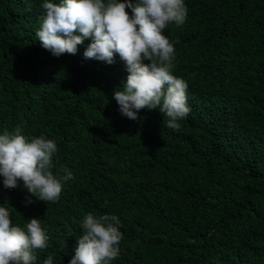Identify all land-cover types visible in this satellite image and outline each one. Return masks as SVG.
I'll return each mask as SVG.
<instances>
[{
	"label": "trees",
	"instance_id": "1",
	"mask_svg": "<svg viewBox=\"0 0 264 264\" xmlns=\"http://www.w3.org/2000/svg\"><path fill=\"white\" fill-rule=\"evenodd\" d=\"M43 2L0 0V134L53 139L54 175L73 174L56 202L28 203L0 177L12 223L39 218L49 238L32 264H68L88 213L121 222L110 264H264V0H184L185 23L164 30L188 85L178 131L159 109L119 113L118 54L85 59L89 39L75 55L43 49Z\"/></svg>",
	"mask_w": 264,
	"mask_h": 264
},
{
	"label": "clouds",
	"instance_id": "2",
	"mask_svg": "<svg viewBox=\"0 0 264 264\" xmlns=\"http://www.w3.org/2000/svg\"><path fill=\"white\" fill-rule=\"evenodd\" d=\"M41 8L35 35L43 49L54 57L75 55L77 46L89 39L83 51L85 59L111 65L118 54L128 73L126 82L113 90L119 113L137 121L141 109H159L167 117V127L180 129L178 121L190 112L188 85L172 74L175 48L163 32L169 24L185 23L188 9L184 0H44ZM57 152L56 142L43 134L24 135L20 125L4 129L0 134L4 188H16L22 181L30 194L28 203L31 197L56 202L63 182L73 178L67 168L62 169L63 175H54ZM120 226L115 215H85L83 234L68 264H110L119 255L123 239ZM48 239L39 218L14 225L8 208L0 206V264H32L37 259L36 250L45 249ZM43 264H53L52 255Z\"/></svg>",
	"mask_w": 264,
	"mask_h": 264
}]
</instances>
